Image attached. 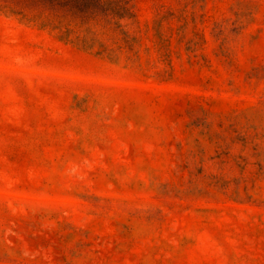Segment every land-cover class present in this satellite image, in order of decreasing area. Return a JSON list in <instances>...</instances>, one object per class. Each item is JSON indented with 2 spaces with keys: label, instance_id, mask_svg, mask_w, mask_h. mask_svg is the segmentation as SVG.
Returning <instances> with one entry per match:
<instances>
[{
  "label": "rangeland",
  "instance_id": "1",
  "mask_svg": "<svg viewBox=\"0 0 264 264\" xmlns=\"http://www.w3.org/2000/svg\"><path fill=\"white\" fill-rule=\"evenodd\" d=\"M0 264H264V0H0Z\"/></svg>",
  "mask_w": 264,
  "mask_h": 264
}]
</instances>
